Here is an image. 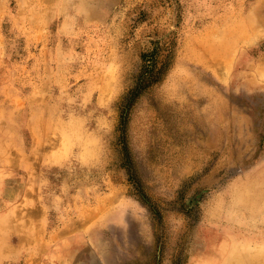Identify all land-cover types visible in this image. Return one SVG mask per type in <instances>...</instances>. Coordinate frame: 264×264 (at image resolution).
<instances>
[{"label":"rangeland","instance_id":"rangeland-1","mask_svg":"<svg viewBox=\"0 0 264 264\" xmlns=\"http://www.w3.org/2000/svg\"><path fill=\"white\" fill-rule=\"evenodd\" d=\"M0 264H264V0H0Z\"/></svg>","mask_w":264,"mask_h":264},{"label":"bare ground","instance_id":"bare-ground-1","mask_svg":"<svg viewBox=\"0 0 264 264\" xmlns=\"http://www.w3.org/2000/svg\"><path fill=\"white\" fill-rule=\"evenodd\" d=\"M238 29V28H237ZM235 32H237V31H235ZM218 38V37H217ZM224 39V38H223ZM236 263V262H235Z\"/></svg>","mask_w":264,"mask_h":264}]
</instances>
